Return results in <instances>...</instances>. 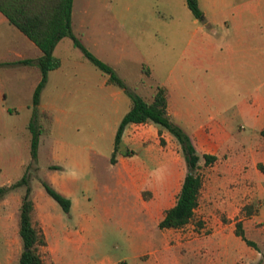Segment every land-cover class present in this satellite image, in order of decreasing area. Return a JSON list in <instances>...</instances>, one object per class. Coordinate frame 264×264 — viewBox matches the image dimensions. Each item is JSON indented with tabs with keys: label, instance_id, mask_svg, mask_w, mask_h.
I'll return each instance as SVG.
<instances>
[{
	"label": "rangeland",
	"instance_id": "rangeland-1",
	"mask_svg": "<svg viewBox=\"0 0 264 264\" xmlns=\"http://www.w3.org/2000/svg\"><path fill=\"white\" fill-rule=\"evenodd\" d=\"M157 9L170 21L161 6H157ZM92 10L100 20L99 23L95 22L96 27H103L106 34L101 49L103 59H98L109 65L130 90L148 99L157 87L165 86L169 89L168 83L177 82L176 94H168L172 112L177 107L182 114L186 107H200L201 114L205 116L220 117L222 114L226 118L217 117L214 120L228 125L231 139L253 146V150L248 152L247 161L240 168V173L247 175L250 191L247 196L238 197L232 202L227 211L214 206L215 197L207 201L211 185L207 176L214 173L211 168L215 161L204 166L202 155L205 153L197 141L194 142V147L197 146L196 153L201 157L199 173L203 180L202 194L205 195L201 209L205 207L206 212L195 210L189 223L193 226L190 239L207 245L202 255L205 264H264V134L260 132L257 118H249L244 116L245 113L239 112L244 104L257 112L264 110V71L257 68L258 65L243 64L212 70L205 64L201 70L191 69L186 74L183 71L185 65L181 37L173 41L161 37L155 40H138L136 48H127L131 55L127 56L126 67L123 68L116 63L118 54L115 48L116 43L120 42L119 34L125 30L117 20L118 13H124L123 6L118 0H108L104 6L93 3ZM177 15L183 17L182 14L175 13V17ZM189 16L192 17L190 13ZM102 19L104 22H101ZM218 30L219 37L221 28ZM78 39L93 54L84 44V39L81 36ZM168 43L173 44L172 49ZM56 53L65 61L83 62L90 70L101 74L83 57L80 49L74 47L70 39H64ZM64 74L61 86H56L53 82L48 87L53 97L68 90L66 82L74 78L73 70ZM24 82L0 81V92L4 95L0 102V186L13 184L27 172L34 202L32 221L46 239V246L40 248L43 264H146L154 257L166 258L168 262L165 264H195L193 259L186 258V248L175 246L172 234L157 227L161 215L174 204L186 173L185 161L177 140L165 131L163 136L145 143L152 146L151 160L146 158L142 150L132 145L125 147L122 144L116 154V158L121 157L136 169L137 178L147 173L157 178V196L153 200L159 202L161 207L158 214L150 219L139 205L140 198L145 201L152 198L148 184L139 188L137 181L133 189L127 174L119 184L111 175L113 169L107 159H110L113 151L117 114L110 111L97 112L94 109L79 110L80 106L89 105L85 103L76 104L72 117L56 113V122L50 127L48 136L84 147L91 158L90 167L86 168L79 161L74 169L68 170L73 171V181L69 184L73 194L68 199L74 202V206L66 214L41 185V181L54 183L53 176L47 173L52 167H48L46 157L41 153L37 163H31V134L28 124L35 110L32 105L33 87ZM124 96L130 103L128 96ZM48 97L52 99L50 95ZM215 99H219L218 105L214 103ZM257 100L259 101L256 102ZM110 101L111 98L108 97L107 102ZM65 105L43 98L38 111L48 106L64 108ZM90 114L94 116H89ZM172 121L191 138V129L184 119L174 116ZM38 124L46 128L49 119L41 118ZM137 131L139 130H133L132 134ZM44 136L39 137L40 151L46 146H41L42 139H46ZM125 152L132 153L123 156ZM165 159H172V170L166 167ZM142 161L147 163L149 172L141 164ZM68 171L66 173L70 176ZM165 175L170 176V182L168 193L163 195L164 184L161 178ZM242 186V182L236 183L238 192ZM23 193V187L15 189L0 201V264H18L22 251L18 235V215ZM250 210L252 215L248 216ZM237 222H241L245 237L254 242L257 249L247 246L235 235ZM214 233L225 238V247L213 243L218 240Z\"/></svg>",
	"mask_w": 264,
	"mask_h": 264
},
{
	"label": "crops",
	"instance_id": "crops-1",
	"mask_svg": "<svg viewBox=\"0 0 264 264\" xmlns=\"http://www.w3.org/2000/svg\"><path fill=\"white\" fill-rule=\"evenodd\" d=\"M107 1L73 0L72 2V31L77 38L81 36L84 39V44L99 59H103L101 49L104 45L106 34L103 27H96L95 22L99 23L100 20L95 16L92 6L93 3L104 6L107 4ZM118 2L123 6L124 13L119 12L117 20L125 29L118 36L120 42L115 45L118 54V61L116 62L118 66L126 67V58L131 55V53H128L127 48L137 46L136 42L138 40H155L161 37L168 41H173L181 37L182 53L184 56L183 64L185 65L183 66V71L186 74L191 69L198 68L201 70L205 64L209 65L212 70L224 69L228 66L233 68L242 66L243 64L246 66L258 65L257 68L264 71V0H197L198 7L203 13V21L195 19L193 16L190 18L189 13L191 14V12L187 8L185 0H118ZM157 6H161L165 13L168 14L167 16H169L170 21L162 16V12L157 9ZM175 13L182 14L183 17H179V15L175 17ZM173 18H177L178 20L175 21ZM101 22H104L103 19ZM218 28H221V36L219 37ZM64 39L69 38H63L59 41L53 51V55L60 60V66L48 73L46 84L40 94V100L47 98L50 101L54 100L66 105L64 108L48 106L41 110L52 116V122L45 128L42 134L43 136L45 135L46 139H42L41 146H46L41 151L38 150V160L42 153L47 159L48 167H52L47 172L53 176L54 183L50 185L52 187L56 186V191L67 198H71L73 191L69 184L73 181V171L69 172L68 170L74 169L79 161H82L86 168L90 167L91 158L84 147L48 136L50 127L56 122V113H59L63 117H72L74 116L76 104H89L85 105V107L80 106L79 110L94 109L97 112L110 111L117 114V118L115 119V128L117 130L121 119L131 108V101L129 103L126 100L124 96L125 92L122 89L108 84L107 75L97 70L94 66L101 74L90 70L83 62L63 60L56 51ZM169 44V48L172 49L173 44ZM11 55L13 56L12 58L10 57ZM40 56L41 51L35 44L11 25L5 16L0 13V81H25L24 83L27 86L33 87L34 92L41 79L40 70L34 63L25 64L23 62L27 60L35 61ZM72 70L74 78L66 82L68 90L59 92V94L53 97L48 91L49 85L54 82L56 86H61L62 76L66 75L64 73L67 71L71 72ZM168 84L169 89L161 86L165 88L167 93L168 114L172 119L174 116L184 119L191 129L193 145L197 141L198 146L205 154L216 157L211 168L214 173L207 176L211 184L207 201L213 200V197H215L216 205L214 206L228 211L232 206V202H235L238 197L243 198L247 196L250 191L247 175L240 173V168L247 161L248 152L253 150V146L251 144L238 143L231 139L228 125L222 121L214 120L219 115L217 117L216 115L205 116L201 114L200 107L198 109L186 107V111L183 114L177 107V110L172 112L168 94H176L175 88L179 83L170 82ZM153 94L148 99H144L150 101ZM49 95L52 99L48 97ZM108 97L111 98L109 103L107 102ZM3 98L4 95L0 92V102ZM214 103L218 105L220 103L219 99H215ZM94 104L96 106L93 107ZM219 110L221 111V109ZM239 112L245 113L244 116H248L249 118H257L260 132L264 130V110L257 112L253 108L248 107L247 104H244L243 107H240ZM89 116L93 117L94 115L90 114ZM224 118L226 117L220 114L219 119ZM205 119L211 121L207 122ZM135 129L139 131L132 134V131ZM159 130L162 131L160 136H163L165 130L153 123L129 124L124 129L122 144L125 147L127 145L138 147L144 152L146 158L151 160L152 146L151 144L145 145V143L156 139L159 136ZM104 159L107 158L105 157ZM171 160L165 159V165L170 170H172ZM107 161L112 166L113 172H111V175L117 181V184L120 183V180L126 174L131 180L133 189H135L137 181L139 188H143L145 184H148L147 186L152 193V198L148 201L140 198L139 205L150 219L157 215L161 207L159 202L153 200L157 196V178L149 175L150 173L137 178L136 169L132 165L129 166L121 157H117L113 164L110 162V159H107ZM141 164L149 172L147 163L142 161ZM66 171L71 173L70 176H68ZM161 182L164 184L162 186V194L166 195L169 191L168 183L170 182V176L165 175L161 178ZM237 182L243 183L240 192L235 187ZM204 198L205 195L202 194L201 187L196 211L201 210L204 213L206 212L205 207L201 209V202ZM73 206L74 202L71 201V208ZM162 217L163 215H161L160 220ZM202 219H205V217H202ZM192 229L193 226L188 223L179 229L164 230L168 234L173 235L175 246H183L187 249V259H193L195 264H205L204 256L202 255L207 245L202 241L190 239ZM216 234L214 236L218 240L216 242L213 241V243L217 246L225 247V238ZM166 262H168L166 258L154 257L147 261L146 264H165Z\"/></svg>",
	"mask_w": 264,
	"mask_h": 264
},
{
	"label": "trees",
	"instance_id": "trees-1",
	"mask_svg": "<svg viewBox=\"0 0 264 264\" xmlns=\"http://www.w3.org/2000/svg\"><path fill=\"white\" fill-rule=\"evenodd\" d=\"M72 2L73 0H0V13L41 51V56L35 61L23 62L25 64L34 63L41 73V79L34 89L32 97L35 112L28 124V130L31 134V163H37L39 137L45 131L44 126L38 124L39 120L47 117L49 119L48 126L52 122V116L45 111H38V105L48 73L60 66V60L53 55V51L59 41L63 38H69L74 47L80 49L86 60L97 70L107 75V83L122 89L131 101V108L121 119L115 133L113 152L110 157L112 164L115 163L116 154L121 148L124 129L129 124L153 123L167 131L179 143L186 165V173L173 206L164 212L157 227L160 230L182 228L190 223L198 205L202 187V176L199 173L201 157L196 153L190 136L175 125L168 114L166 91L163 87H157L150 101L145 100L130 90L123 80L115 75L109 65L99 60L83 46L72 31ZM185 3L192 16L203 21V13L198 7L197 0H185ZM261 133L264 134V130ZM160 135L161 131L159 130ZM129 153L125 152L123 156H129ZM202 159L204 166H208L216 160V157L203 154ZM41 185L63 212L69 214L71 201L56 191L48 182L41 181ZM22 187L24 193L21 197L18 215V235L22 244V251L18 264H43L40 248L46 246V239L42 231L32 221L34 202L27 172L13 184L0 186V201L11 191ZM251 213L250 210L248 215ZM235 235L247 246L257 249V245L245 237L241 222L236 223Z\"/></svg>",
	"mask_w": 264,
	"mask_h": 264
}]
</instances>
